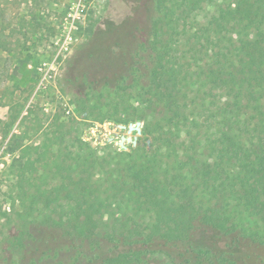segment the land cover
<instances>
[{"label":"trees","instance_id":"1","mask_svg":"<svg viewBox=\"0 0 264 264\" xmlns=\"http://www.w3.org/2000/svg\"><path fill=\"white\" fill-rule=\"evenodd\" d=\"M193 1L154 0L159 17L131 31L136 53L122 31V62L93 59L86 48L70 60L78 94L101 82H122L120 122L143 123L134 149L100 154L83 139L63 146L61 137L47 140L46 133L34 158L22 155L16 186L35 189V209L43 206L47 220L67 235L101 240L104 247L94 248L88 264H141L150 254L181 264H247V251H264V240L224 210L238 203L264 221V11L223 6L217 20L199 23ZM109 35L92 50L106 49L111 58ZM137 59L154 60L149 76L133 78ZM119 63L122 77L98 76ZM135 87L136 94L126 92ZM183 87L193 89L182 93ZM49 178L59 183L48 187ZM29 193L22 190L19 201ZM124 198L134 203L125 206ZM208 236L227 243L218 246ZM17 246L14 241L3 253ZM37 255L21 252L19 264ZM73 264L81 262L74 258Z\"/></svg>","mask_w":264,"mask_h":264},{"label":"rangeland","instance_id":"2","mask_svg":"<svg viewBox=\"0 0 264 264\" xmlns=\"http://www.w3.org/2000/svg\"><path fill=\"white\" fill-rule=\"evenodd\" d=\"M153 1L0 0V257L5 256L0 264H8L5 258L19 264L21 252L27 257L34 251L38 253L36 260L27 264H73L74 258L88 264L86 257H94V248L103 245L99 239H77L56 228L47 220L43 206L35 209L30 198L35 189L28 190L24 182L22 188L16 186L17 175L25 162L22 155L31 153L34 158L33 152L46 139V133L50 135L47 140L61 137L63 146L83 139L99 147L100 154L113 149L129 152L138 145L143 123L120 122L122 82L113 80L106 86L101 82L93 89H86L85 94H78L76 83L70 81L69 64L85 48V52L88 49V53L94 54L93 59L122 62L123 30L128 31L125 43L136 53L131 31H136V27L146 29L150 25L149 17L151 20L159 17ZM229 5L243 13L264 11L262 0H195L193 14L196 21L205 23L217 20L220 7ZM107 34L110 38L106 48L111 58L106 49L96 46L92 50L99 37ZM143 40L147 43L150 38L144 35ZM137 54L143 56L139 50ZM137 60L133 78L143 72L149 76L154 60ZM121 67L119 63L111 72L97 74L102 77L119 73L116 77L120 78ZM83 71L81 68L75 75L81 76ZM189 89L193 88L181 90L185 93ZM138 91L139 87H135L126 92ZM133 101L139 102L135 96ZM49 156L53 158L54 154ZM58 183V179L49 178L47 186ZM22 190L30 193L21 202L18 197ZM122 202L125 206L134 203L126 198ZM224 210L244 230L264 240V221L259 216L234 202L225 205ZM14 241L19 247L12 254L3 253ZM206 241L216 242L218 246L227 243L221 236ZM246 256L247 264H264L262 249L253 254L247 251ZM178 260L172 262L166 255L150 254L141 264H181Z\"/></svg>","mask_w":264,"mask_h":264}]
</instances>
